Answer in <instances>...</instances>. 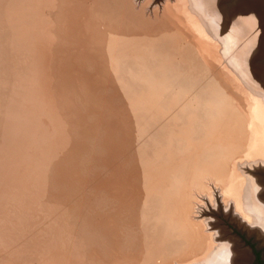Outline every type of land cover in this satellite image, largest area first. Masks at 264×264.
Returning <instances> with one entry per match:
<instances>
[{
	"label": "rangeland",
	"instance_id": "1",
	"mask_svg": "<svg viewBox=\"0 0 264 264\" xmlns=\"http://www.w3.org/2000/svg\"><path fill=\"white\" fill-rule=\"evenodd\" d=\"M192 1L0 0V264H209L219 254L208 221L235 232L223 204L236 206L239 191L252 199L249 172L264 164V133L244 124L234 87L264 101V53L249 47L250 30L213 43L197 21L218 35L216 7ZM32 94L40 109L8 172ZM147 104L165 108L174 142L152 147L165 166L144 174Z\"/></svg>",
	"mask_w": 264,
	"mask_h": 264
},
{
	"label": "bare ground",
	"instance_id": "2",
	"mask_svg": "<svg viewBox=\"0 0 264 264\" xmlns=\"http://www.w3.org/2000/svg\"><path fill=\"white\" fill-rule=\"evenodd\" d=\"M201 1V0H200ZM221 0H209V3L210 4H214L215 7H216V11L218 12V15H215V18H214V23L216 25V27L219 28V33L218 32V35L216 33H212L211 31V27L209 25V23L206 21V19L202 16H199L198 17V21L197 22H200V26H201V23L202 25L204 26L205 28V31H209L208 34H210V36H208L209 40H212L213 43L214 41H218L217 37L219 39L222 40V37L224 36L227 40L229 41H232V42H239L240 37L243 33H246L247 31H251L253 34L249 37L248 39V45L249 47H252L253 49L255 48L254 50V54L256 55H259V54H262L264 53V0H239L236 2V5L234 8H231L232 3L229 2L228 0V4H222L220 2ZM192 7H194L195 3L197 2V0H193L192 1ZM208 0H204V3H207ZM195 8V7H194ZM213 10V9H212ZM180 15V14H178ZM220 15L222 16L223 20L220 18ZM193 18V17H192ZM178 19V16L176 17V20ZM204 20V21H203ZM178 21H181L180 23L181 24H184L186 23V20L184 21L182 18L179 17ZM207 22V23H206ZM188 23V22H187ZM189 24V23H188ZM209 25V26H207ZM188 26V25H187ZM199 26V24H198ZM189 28V27H188ZM202 29V28H201ZM200 30V29H199ZM207 33V32H206ZM217 36V37H216ZM223 37V38H224ZM224 38V39H225ZM211 42V41H210ZM215 45H212V48H214ZM216 48V47H215ZM215 52V50H214ZM127 68L129 69H135L136 67H134L132 64L128 63L127 65ZM234 72L237 74V69L236 68H233ZM233 72V77H229V79L233 82V81H237L238 78L237 76L235 75V73ZM242 72V71H241ZM228 73V72H227ZM226 73V74H227ZM103 74V73H102ZM225 74V75H226ZM136 75V74H134ZM228 76V75H227ZM115 77V76H114ZM131 77V76H130ZM258 77V76H257ZM139 79H143L142 77H139ZM114 81V80H113ZM234 83V82H233ZM256 83V84H255ZM254 84L257 85V87L259 89H264L262 87V85H258L257 83L258 82H255ZM241 86L244 88L243 84L240 82ZM98 87V86H97ZM154 86H148V88H151V90L153 91ZM234 87L236 88V90L238 92H240L243 96V98L245 100H247V103L245 105H243V107H245L246 111H248V119L245 120V125L248 127V128H251L253 130V132L255 133H258V132H263L264 133V101L260 100V93L258 92H255V93H252V92H248L247 94H245V90L241 91L240 89H238L236 87V85L234 84ZM240 87V86H239ZM104 88V87H103ZM112 92V91H111ZM117 92V91H116ZM154 92V91H153ZM29 93V92H28ZM35 93V91H34ZM111 94V93H110ZM138 95V94H137ZM140 95V94H139ZM138 95V96H139ZM30 96V93L29 95H25L26 97V101H28V98ZM110 97V96H109ZM140 97V96H139ZM142 97V96H141ZM140 97V98H141ZM122 98V97H121ZM138 98V99H140ZM123 99V98H122ZM155 101L159 100L157 97H156V94H155V97L154 99ZM31 104H30V116H29V122L27 124V121L25 120V108H23V110L21 111L22 113V116L20 117L19 119V124H18V132L17 133V136H16V140H15V144L13 145L14 147V153H15V157L12 159V162H10L9 166H8V172H9V169H17L18 167V164L20 163L21 164V160H22V154L19 155V151L22 152V149L23 147L25 146V144H27V139H28V136L31 135V131H32V128L34 127V124H35V115L37 114L36 112L39 111L40 109V103L34 101V98H33V94L31 95ZM25 103V102H24ZM23 103V104H24ZM139 103V102H138ZM145 104V103H144ZM17 105V104H16ZM143 106V105H141ZM146 106H148V108L146 110H153L154 109V112L151 113L152 114H144L145 117L141 116V117H138L139 121L142 122V126H143V129L148 137V142L150 143L151 147H150V155H149V161L147 162L146 164V167H145V172L144 174H147L151 171L152 168L154 167H157L158 169H164V166H165V162L164 161H161L159 158H158V154L157 153H154L153 152V148L159 146V144L161 143H166V144H170L172 142H174V132H173V129L171 127V124L165 114V108H162L160 107L159 105H156L155 107H149V105L147 104ZM145 109V108H144ZM225 112V113H224ZM223 113V118H222V122H225L227 119H228V115H229V111L226 110L224 111ZM149 113V112H148ZM15 113H13L14 115ZM16 115V114H15ZM20 115V114H19ZM140 116V115H139ZM143 119V120H142ZM5 124V123H4ZM226 124V122H225ZM15 129V128H14ZM5 133V132H4ZM202 133V132H201ZM205 135V133H203ZM179 136H181V134H178ZM207 135V134H206ZM11 136V135H10ZM14 137V136H13ZM202 140V139H201ZM2 141V140H1ZM108 142V145H109V152L110 151H113L115 148H114V144L112 142L109 143ZM7 144V143H6ZM181 145V144H180ZM42 147V146H41ZM173 149V148H172ZM1 150V149H0ZM13 150V149H12ZM260 152V149L258 150H254V155L255 156H260L259 153ZM17 153V154H16ZM202 156V155H201ZM204 156V155H203ZM28 157V155H25L24 159ZM33 157V161H32V167H33V170L35 168H37V162H36V157L32 156ZM44 157V156H43ZM252 157V156H251ZM11 158V157H10ZM263 159V158H262ZM261 159V160H262ZM10 161V159H9ZM8 161V163H9ZM250 162V161H249ZM180 163V162H179ZM249 164V163H248ZM262 167L260 166V169H259V165L256 167L258 169H251L250 172H249V175L251 176V179H250V187L252 189V199H248V198H244L242 199V191H239L238 192V195L240 197L236 198L238 199L237 201V205L230 208L228 207V204L227 203H224L223 206H224V213H227V212H231V216L232 215H235L239 220V222H243L245 224V226L247 227V229H250L251 227L253 228H258V230L262 233H264V198L262 199L260 196H259V192L261 191V187L263 185H261V183L259 182V180H257L258 176H260V172L261 170L264 171V164L261 163ZM235 165V164H234ZM238 166V165H237ZM243 166V165H242ZM215 167V166H214ZM225 168V167H224ZM220 169V168H219ZM253 170V171H252ZM219 171V170H218ZM9 174V173H8ZM187 174V173H186ZM4 175V174H3ZM196 175V174H195ZM5 176V175H4ZM201 176V175H200ZM1 177V176H0ZM17 177V176H16ZM207 178V177H206ZM9 179V178H8ZM29 179V178H28ZM179 179V178H178ZM213 179V178H212ZM31 180V179H30ZM37 180V179H36ZM215 180V179H214ZM213 180V181H214ZM222 180V179H221ZM232 180V179H231ZM242 180V178H241ZM249 180V179H248ZM227 181V180H226ZM235 181V180H234ZM221 182V181H220ZM242 182V181H241ZM185 183V182H184ZM183 183V184H184ZM204 183V182H203ZM218 183V182H216ZM222 184H224V181L221 182ZM33 184V183H32ZM179 184V183H178ZM194 184V183H192ZM219 184V183H218ZM229 183L226 182L225 185H227ZM216 185V184H215ZM220 185V184H219ZM231 185V184H230ZM229 185V186H230ZM239 185V184H238ZM185 186V184H184ZM198 186V185H197ZM205 186V185H204ZM207 186V185H206ZM228 186V187H229ZM224 188V189H228L229 188ZM232 187V186H231ZM242 187V186H241ZM179 188H181L179 186ZM193 188V186H192ZM197 188V187H196ZM221 188V187H220ZM223 188V187H222ZM234 188V187H233ZM190 189L191 187L189 186V192H190ZM195 189V188H194ZM201 189H203L201 187ZM237 189V188H236ZM197 190V189H196ZM5 189H2L1 191V194H0V200L2 199L4 193H5ZM185 192H187L188 194V191L186 190ZM237 192V190H236ZM21 193V192H20ZM182 193V192H180ZM186 196L187 194L184 193ZM178 195V193H177ZM180 195V194H179ZM169 196V195H168ZM205 196V195H204ZM220 196V195H219ZM181 197V196H180ZM188 197V196H187ZM216 197V196H215ZM224 197V196H223ZM170 198V197H169ZM186 197H184L185 199ZM190 198V195L188 197V199ZM226 198V197H225ZM229 198V197H228ZM187 199V201H188ZM186 200V199H185ZM224 200V198L222 199V201ZM233 200V199H232ZM200 201V200H199ZM22 202V201H21ZM24 202V201H23ZM180 202V201H179ZM219 202V201H218ZM176 203V202H175ZM144 204V203H143ZM234 204V203H233ZM13 205V204H12ZM179 207L181 204H178ZM231 205V203H230ZM182 207V205H181ZM180 207V208H181ZM199 207V206H198ZM179 208V209H180ZM247 208V209H246ZM251 209V211H250ZM176 210V209H175ZM174 210V211H175ZM191 210V209H190ZM11 212V211H10ZM176 212V211H175ZM195 212V211H194ZM187 213V212H186ZM171 214V213H170ZM168 214V215H170ZM172 215V214H171ZM180 215V214H179ZM184 215V214H183ZM176 216V215H175ZM175 216H173L175 218ZM189 216V215H188ZM195 216V215H194ZM5 217V216H4ZM10 217V215H9ZM170 217V216H169ZM173 217L170 218L172 219L171 222H174L173 221ZM179 216H177L178 218ZM197 217V216H196ZM167 218V217H166ZM148 219V218H147ZM183 219V217H182ZM214 219V218H213ZM213 219H209L208 221V224H210L211 227L215 228V234L217 236V238L220 240V241H223V243L221 244V248H220V252L219 254L216 256V258L214 260H211L209 262V264H242V261L243 259H245V257L242 255V251H238V249L235 247V241L229 236L227 238L224 237V238H220L219 235H220V229L217 225V223L215 222V220ZM188 220V219H187ZM207 220V219H206ZM177 221V220H176ZM174 222L175 224H177V222ZM179 222V220H178ZM181 222V221H180ZM189 221L187 222H184L183 223H188ZM207 222V221H206ZM204 223V222H202ZM193 224V223H192ZM242 224V223H241ZM171 225V224H170ZM179 225H183L182 223ZM178 225V226H179ZM206 225V223H205ZM174 226V225H173ZM189 226V224H188ZM207 226V225H206ZM135 227V226H134ZM137 227V226H136ZM176 227V226H174ZM173 227V228H174ZM183 227V226H182ZM179 228H181L179 226ZM185 228V227H184ZM187 228V227H186ZM185 228V229H186ZM176 229V228H174ZM178 229V228H177ZM179 230V229H178ZM184 230V229H182ZM49 233V231H47ZM127 232V231H126ZM168 232V231H167ZM177 232V231H176ZM185 232V230H184ZM146 233V232H145ZM183 233V232H182ZM186 233V232H185ZM199 233V232H198ZM169 234V233H167ZM166 234V235H167ZM177 234V233H176ZM129 235V234H128ZM182 235V234H180ZM186 235V234H185ZM188 235V234H187ZM162 236V235H161ZM171 236V234H170ZM179 236V234H178ZM184 236V234H183ZM195 236V235H194ZM197 236V235H196ZM157 237V236H155ZM174 237V236H173ZM172 237V239H174ZM182 238V237H181ZM207 238V237H206ZM193 239V238H192ZM194 240V239H193ZM210 240V239H209ZM213 240V239H212ZM181 241V240H180ZM203 241H208L206 239H203ZM141 242V241H140ZM191 242V241H190ZM202 242V241H200ZM209 242V241H208ZM207 242V243H208ZM142 243V242H141ZM180 243V242H178ZM195 243V242H194ZM204 243V242H203ZM197 244V243H196ZM181 247L182 246V243H180ZM184 245V244H183ZM191 245V244H190ZM189 245V246H190ZM201 245V243H200ZM205 245V244H203ZM134 247V246H133ZM180 247V248H181ZM191 247V246H190ZM213 247V246H212ZM217 247V246H216ZM193 248V247H192ZM196 248V247H195ZM206 248V246H205ZM219 249V248H218ZM178 250V249H176ZM194 250V249H193ZM180 251H183V250H180ZM179 251V252H180ZM189 251V250H188ZM195 251V250H194ZM192 251V252H194ZM201 251V250H200ZM210 251V250H209ZM185 252V250L183 251ZM183 252H181L182 254H184ZM187 252V251H186ZM188 253V252H187ZM207 253V252H206ZM191 254V253H189ZM204 254V253H203ZM155 255V254H154ZM186 255V254H185ZM157 256V255H156ZM201 256V255H200ZM243 256V258H241ZM123 257V256H122ZM121 257V259H122ZM199 256H197L198 258ZM206 258V257H205ZM163 260V259H162ZM196 260V259H195ZM164 262V261H163ZM185 264V263H184Z\"/></svg>",
	"mask_w": 264,
	"mask_h": 264
},
{
	"label": "flooded vegetation",
	"instance_id": "3",
	"mask_svg": "<svg viewBox=\"0 0 264 264\" xmlns=\"http://www.w3.org/2000/svg\"><path fill=\"white\" fill-rule=\"evenodd\" d=\"M257 178L261 185H263L261 187V191L259 192V196L263 199L264 171L261 170L260 176ZM227 213L230 215L231 220L235 222L234 224L227 217V219L233 224L235 232L226 231L224 227H220V229L224 230H222L224 232V236H227L229 233L233 235V237H230L235 241V247L238 249V251H242V255L245 257V259L242 261V264H264V233L260 232L256 227L247 229L243 222H239L240 219H238L235 215L231 216L230 211ZM243 256L241 258H243Z\"/></svg>",
	"mask_w": 264,
	"mask_h": 264
}]
</instances>
